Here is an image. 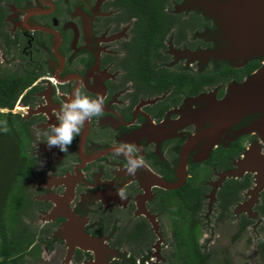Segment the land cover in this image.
<instances>
[{
    "label": "flooded vegetation",
    "instance_id": "obj_1",
    "mask_svg": "<svg viewBox=\"0 0 264 264\" xmlns=\"http://www.w3.org/2000/svg\"><path fill=\"white\" fill-rule=\"evenodd\" d=\"M219 1L0 0V75L17 92L0 113L22 124V136H5L31 253L88 264L76 241L86 236L106 248V264H179L178 229L204 264H264V180L238 164L264 155V116L229 122L219 106L262 59L231 54L210 15ZM80 83L104 97V114L67 153L49 149L44 133ZM123 143L142 149L135 176L113 155Z\"/></svg>",
    "mask_w": 264,
    "mask_h": 264
},
{
    "label": "water",
    "instance_id": "obj_2",
    "mask_svg": "<svg viewBox=\"0 0 264 264\" xmlns=\"http://www.w3.org/2000/svg\"><path fill=\"white\" fill-rule=\"evenodd\" d=\"M210 13L230 41L231 54L262 59L259 69L251 77L229 88L225 99L219 103L224 116L229 122L253 112L264 116V0H222ZM238 164L254 170L257 181L264 180V155L244 157ZM72 238H76L75 234ZM76 241L78 247L92 252L93 257L88 264H106L108 251L96 240L84 236L76 238ZM67 246L70 252L72 246L68 241Z\"/></svg>",
    "mask_w": 264,
    "mask_h": 264
},
{
    "label": "trees",
    "instance_id": "obj_3",
    "mask_svg": "<svg viewBox=\"0 0 264 264\" xmlns=\"http://www.w3.org/2000/svg\"><path fill=\"white\" fill-rule=\"evenodd\" d=\"M16 87L13 77L0 75V108L10 109L13 100L16 96ZM7 122V126L10 129L6 135L12 138L22 136V124L15 121L14 116L11 113H0V122ZM5 136V133L0 132V136ZM17 146L22 147L21 141L17 139ZM22 157V153H20ZM19 178L22 179V171L20 169ZM182 192L175 193L180 195ZM195 193V192H194ZM196 194V193H195ZM6 199L10 201L14 200L13 197L5 195ZM15 204L11 205L12 210H19L22 206L21 200H14ZM178 209V208H177ZM176 210V209H174ZM4 205L0 204V264H29L27 261L28 255L31 251L28 250L31 240L22 233V225L19 217L15 215V212H11L8 217L3 215ZM175 217H179L180 211H174ZM20 223V224H19ZM18 229V230H17ZM16 235L13 233L16 231ZM12 233V235H11ZM174 237L177 244V256L176 259L179 264H204V256L198 255L195 251L192 243L188 244L190 234H182V231L175 229ZM187 243V245H186ZM186 250L184 249V246Z\"/></svg>",
    "mask_w": 264,
    "mask_h": 264
},
{
    "label": "clouds",
    "instance_id": "obj_4",
    "mask_svg": "<svg viewBox=\"0 0 264 264\" xmlns=\"http://www.w3.org/2000/svg\"><path fill=\"white\" fill-rule=\"evenodd\" d=\"M82 88V83L73 86L71 97L55 113L57 123L50 125L49 130L44 133L49 149L58 147L61 152L67 153L69 146L82 134L86 122L93 117L103 116L104 97L98 95L95 99L90 98L82 93ZM9 131L7 122H0V132L6 134ZM141 151V147L134 143H123L113 148V155L124 157L125 173L135 176L145 166ZM40 163L42 166L43 162ZM116 192L121 200L126 199L123 188L116 189Z\"/></svg>",
    "mask_w": 264,
    "mask_h": 264
},
{
    "label": "rangeland",
    "instance_id": "obj_5",
    "mask_svg": "<svg viewBox=\"0 0 264 264\" xmlns=\"http://www.w3.org/2000/svg\"><path fill=\"white\" fill-rule=\"evenodd\" d=\"M10 148L12 149V142L10 143V141H8L7 136H0V204L4 205V216L8 217V215L14 211L15 215L19 217L22 225V206L15 207L19 208L17 211L15 209L12 210L11 206L15 204L14 200L22 199V187L20 186L22 179L19 178L20 170L17 171V162L16 159L12 158ZM6 194L9 195V197H13L14 200L11 201V204L10 201L6 199ZM17 230L14 231V236L16 235ZM224 237H226V235ZM206 238H208L209 243H216L214 235L206 233L202 239ZM37 251L32 252L31 255L27 257L29 264H61V259L63 257L62 252L51 255V250H47L44 247H38ZM214 256L215 255L212 256L213 258L208 260V264H223L222 261H219L220 257L215 260Z\"/></svg>",
    "mask_w": 264,
    "mask_h": 264
}]
</instances>
